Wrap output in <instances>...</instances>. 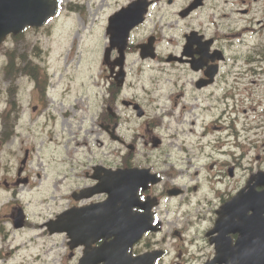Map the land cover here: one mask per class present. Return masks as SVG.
Returning <instances> with one entry per match:
<instances>
[{"label": "flooded vegetation", "instance_id": "flooded-vegetation-1", "mask_svg": "<svg viewBox=\"0 0 264 264\" xmlns=\"http://www.w3.org/2000/svg\"><path fill=\"white\" fill-rule=\"evenodd\" d=\"M162 1H156V5ZM197 12L182 21H191ZM232 12L235 14L230 24L220 25L213 33H207L201 22L197 27L183 29L176 41L166 42L155 32L135 42L131 40L125 51L126 62H158V70L169 71L166 79L170 85L162 89L163 96L142 93L127 99L123 98L127 97L124 89H119L116 99L113 100L112 95L99 118L106 139L110 140L113 127H117L118 143L126 150L128 144H141L152 150L154 140L160 139L156 148L159 152H124L120 165L115 167L109 162L101 163L111 170L149 168L159 177L158 184H149L138 191L139 202L143 204L133 208L136 216L133 220L144 221L147 217L153 229L129 249L133 256L154 250L159 255L155 264H233L239 262L240 255L264 256V184L262 180H252L255 174L264 173L262 153L256 152L260 146H255L248 137H206L209 122L213 121L210 124L217 129L220 128L218 123L228 119L227 114L217 111L216 104L226 102L229 113L248 78L264 76V8L259 16L252 3L249 9ZM245 17L248 20H244ZM142 27L133 33L142 31ZM194 31L198 35L188 40ZM151 36L155 40L146 54L155 55L156 60L142 59L141 53L145 51L139 47ZM22 37L10 36L8 40L17 43ZM118 57L119 53L112 51L110 61ZM172 58H181V61ZM105 72V79L114 85L106 69ZM9 94L11 98L14 92ZM124 102L131 105L124 106ZM9 103L13 106L11 100ZM121 104L131 111L139 104L144 114L142 118L133 115L141 124L129 137L122 135L119 128L123 119ZM23 117L22 111L16 132L12 121H0V189L11 199H15L19 188H35L31 184L30 152L23 146ZM165 119L189 128L188 133L187 128H182L185 136L177 134L166 139L174 146L177 142L184 145V155L164 146L165 138L158 131ZM251 150L255 151L253 162L244 169L242 162ZM92 173L85 172L84 183L76 188L78 193L96 184ZM250 180L252 183L248 184ZM106 198V195L81 200L70 197L69 207L83 208ZM19 209L20 204L14 200L3 205L0 224L11 221L14 227L13 218ZM81 251L74 257L75 264L79 262Z\"/></svg>", "mask_w": 264, "mask_h": 264}, {"label": "rangeland", "instance_id": "rangeland-1", "mask_svg": "<svg viewBox=\"0 0 264 264\" xmlns=\"http://www.w3.org/2000/svg\"><path fill=\"white\" fill-rule=\"evenodd\" d=\"M128 1L129 0H60V2H62L60 15L56 19L54 18L50 21L42 31L28 32L25 35L23 42L28 45L25 51L32 57L38 58L37 61H39L42 66L44 64L50 74L52 97H50L49 103L51 105V111H53L52 114L56 116V130L49 128L47 133H45L41 128L44 124L43 119H39L38 116H30L28 113L27 115L29 118L26 117L27 126L25 128L24 139L26 140L27 146L35 148L36 155L41 154L48 159L47 163H49V165L47 168L52 172H55L57 169L56 158L60 157L67 163L70 160L69 158H71L69 154L72 150L75 154L79 153L81 159L85 158L83 155L84 153H88L90 162L89 160L83 162L89 167L93 162L100 161L101 159L104 160L105 157H110L109 154L112 153V150L109 148L98 145V135H93V137L90 138L87 149L81 145H77V141L72 142L71 145L73 148L71 149L69 144L70 135L67 133V130H63V126L66 125H62L64 122L62 115L65 114V109L71 102L77 104V106L84 111L88 97L91 102L97 106L94 110L96 114H98L99 105L104 96L103 86L100 85L101 81L99 80V75L103 69L100 47L106 42L104 28L108 17L123 5H126ZM188 1L189 0H177L172 7L166 4H160L153 12L151 21L153 16L158 13L161 15L157 18L162 19L165 17L169 26H173L175 29L186 26V23L177 24L175 21L179 8ZM217 3L220 5V10L228 14L227 21L230 23L232 15L231 10H236L238 6L234 5L233 0H217ZM70 4L79 5L81 9L80 12L71 11L68 8ZM212 4L213 3H211V5ZM255 6L256 16H259V12L264 8V0L258 2ZM210 13L215 12H210V10L207 12L206 9L201 10L190 21L191 24H199V22H202L201 20L204 19L203 15L205 16L208 14L210 20L213 21L214 15ZM243 19L248 20L247 18ZM206 21L209 23L208 18H206ZM210 28H212L213 31L216 29L213 26ZM23 48L24 47L21 48V52L24 51ZM4 51V49L0 50V94L3 93L8 86V82L3 78V63L5 61ZM143 74L145 76L144 81H147L148 78L154 82L156 79H160V75L153 74L149 71L142 72L139 76ZM163 82L169 84L164 79ZM63 90L64 92H62ZM51 99L54 101L52 102ZM70 114L73 115V111H71ZM86 116L85 113H82L77 120L72 121L75 128L83 126ZM30 121H32V123H30ZM50 125L51 124H49V126ZM169 129L173 131L181 130L175 123H167L165 132L169 131ZM97 131L98 127H96V132ZM261 137L264 138V134L261 135ZM111 158L113 160L116 159L113 158V156ZM46 185L49 184L45 181H41L40 186L42 188H48L45 187ZM49 186V188H53L51 185ZM67 188H69V186L65 187V193ZM46 195L47 193H45V191L40 194H32L27 200L33 202V206H39ZM51 195H53V193H51ZM52 200V198H49V201ZM52 211H54V208L49 209L50 213ZM35 223L41 224L43 220H41V223L37 221H35ZM20 241L19 238L16 239V242ZM26 241L31 247H34L33 239L29 241L27 238L21 242ZM64 243L65 241L62 237L55 242L54 247L53 242L49 240H39L37 245H40V248H33L31 253L26 254L24 258L27 261L26 264H72L65 256L67 254V248ZM15 260L19 264L20 257H16ZM10 261L11 259L9 263ZM0 264H5L4 260H0Z\"/></svg>", "mask_w": 264, "mask_h": 264}, {"label": "water", "instance_id": "water-1", "mask_svg": "<svg viewBox=\"0 0 264 264\" xmlns=\"http://www.w3.org/2000/svg\"><path fill=\"white\" fill-rule=\"evenodd\" d=\"M4 0L7 13L0 15V26L4 24L0 31V42L5 33L12 30L19 33L24 27H41L48 19L52 18L57 11V1L54 0ZM8 3H15L11 8ZM142 12L134 10L132 7L122 10L110 20L111 41L118 42L122 37L126 39L129 30L139 21ZM129 21H131L129 23ZM6 30V31H5Z\"/></svg>", "mask_w": 264, "mask_h": 264}, {"label": "trees", "instance_id": "trees-1", "mask_svg": "<svg viewBox=\"0 0 264 264\" xmlns=\"http://www.w3.org/2000/svg\"><path fill=\"white\" fill-rule=\"evenodd\" d=\"M27 58L26 56H23V61H25ZM23 71L27 72V68H22Z\"/></svg>", "mask_w": 264, "mask_h": 264}]
</instances>
